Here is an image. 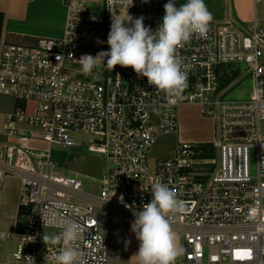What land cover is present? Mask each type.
Listing matches in <instances>:
<instances>
[{"label": "built area", "instance_id": "1", "mask_svg": "<svg viewBox=\"0 0 264 264\" xmlns=\"http://www.w3.org/2000/svg\"><path fill=\"white\" fill-rule=\"evenodd\" d=\"M62 1L67 12L59 38L0 45V95L15 101L4 112L0 181L19 179L25 208L16 229L0 228V241L14 242L0 264L37 258L56 264L63 245L46 246L41 237L59 234L65 220L81 226L75 247L83 264H110L109 228L135 219L133 211L151 201L154 182L167 184L185 205L170 215L185 249L176 264H264V0H253L261 4L260 18L212 21L207 38L194 36L177 50L188 77L179 101L131 67L101 65L85 75L77 62L110 50L108 7L123 19L143 16L155 32L168 0H102L97 16L76 0ZM231 63L246 65L248 99L224 97L230 82L224 66ZM187 104L212 120L214 156L203 155L198 143L178 141L170 156L151 158L156 137L178 131V110ZM79 134L90 137L83 144L101 163L100 178L81 172L100 181L96 195L51 161L52 145L79 147Z\"/></svg>", "mask_w": 264, "mask_h": 264}, {"label": "clouds", "instance_id": "2", "mask_svg": "<svg viewBox=\"0 0 264 264\" xmlns=\"http://www.w3.org/2000/svg\"><path fill=\"white\" fill-rule=\"evenodd\" d=\"M108 8L112 13L107 39L110 50L100 51L95 57L81 56L77 62L82 73L91 75L93 69L101 65L110 71L117 65L131 67L138 77L147 78L149 86L177 101L182 100L188 77L177 50L194 36L207 38L214 17L204 0H187L179 7L176 0H168L164 4L165 15L155 32L144 25L143 16L134 19L128 14L123 19L113 15L112 8ZM151 195V201L144 204L142 210L133 211L135 219L131 222V231L140 242L135 256L138 264H176L185 249L171 226L170 215L183 213L184 202L163 182L151 185ZM81 231L77 222L65 220L59 234L42 235L46 246L63 245L55 257L56 264H83L81 253L75 247Z\"/></svg>", "mask_w": 264, "mask_h": 264}, {"label": "rangeland", "instance_id": "3", "mask_svg": "<svg viewBox=\"0 0 264 264\" xmlns=\"http://www.w3.org/2000/svg\"><path fill=\"white\" fill-rule=\"evenodd\" d=\"M38 3V13L40 15L36 17L33 16L32 12L24 20H13L4 23V28L18 30L21 33H27L34 36L59 38L63 32L64 20L67 12V5L62 0H34ZM81 3L88 11L92 12L97 16L101 12V2L102 0H76ZM4 0H0V6L3 4ZM45 8L47 11H45ZM257 16L260 18L262 16L261 4L256 5ZM224 70L227 71L230 82L223 85L225 89V98L229 100H245L248 99L251 94V79L245 74L246 65L243 63H231L224 66ZM231 85V86H230ZM194 105V104H187ZM15 106V101L9 96L0 95V143L4 141V136L2 133V124L4 122V112L12 109ZM197 106V105H195ZM181 107V106H180ZM180 109V108H179ZM198 109V107H197ZM193 116L195 115V110L191 111ZM76 141H80L79 147H62L52 145L50 147L51 161L55 164L56 171L76 176V178L81 181L83 186V191L89 194H98L100 189V181L98 179H93L90 176H86L81 172L72 171L69 168V161L73 158L75 154L82 155H93L86 149V145L83 142L89 141L90 137L86 135L79 134L75 137ZM171 136L164 138H159L153 152L162 155L166 153L170 148L172 143L170 141ZM198 143L199 149L203 155L214 156V150L210 146V143L194 141ZM46 143L41 142V146L46 148ZM213 153H208L210 150ZM153 152H150L153 155ZM251 172L255 173V155L251 152ZM76 200V199H75ZM79 201V200H76ZM128 224V223H127ZM118 226V225H115ZM111 228V227H110ZM109 228V229H110ZM110 232V231H109ZM109 232L107 234V243L109 251L110 264H129V249L131 246L129 241L122 244L123 248L119 249L118 244L110 237ZM14 250V242L11 239L6 241H0V260L2 257L10 258L11 253ZM35 264H52L45 261L42 258H37Z\"/></svg>", "mask_w": 264, "mask_h": 264}, {"label": "crops", "instance_id": "4", "mask_svg": "<svg viewBox=\"0 0 264 264\" xmlns=\"http://www.w3.org/2000/svg\"><path fill=\"white\" fill-rule=\"evenodd\" d=\"M187 0H176V6L186 3ZM208 10L213 14V21L224 22L234 19L242 24L249 23L254 16H257L256 3L253 0H204ZM38 3L34 0H4L0 6V45L4 41L8 42H33L35 38L42 36L21 33L18 30L4 28L5 22L24 20L33 13L37 18ZM45 11L47 9L45 8ZM48 12V11H47ZM66 17V16H65ZM258 17V16H257ZM65 21V20H64ZM65 23V22H64ZM64 30V28H63ZM63 33V32H62ZM62 35V34H61ZM195 110V115L191 113ZM179 129L176 133L159 135L150 150L153 152L159 138L171 136L169 143H172L166 153L162 155L153 152L151 158L168 157L172 154V148L178 141H201L210 143L213 138V122L211 119L200 115L197 106L182 105L178 110ZM20 181L15 176L5 177L0 181V228L12 231L17 228L18 222L23 218L25 208L19 204ZM132 222V221H131ZM131 222L122 226H111L109 229L110 237L122 249L125 242L129 241L132 247L129 249V264H138L139 241L131 231Z\"/></svg>", "mask_w": 264, "mask_h": 264}, {"label": "water", "instance_id": "5", "mask_svg": "<svg viewBox=\"0 0 264 264\" xmlns=\"http://www.w3.org/2000/svg\"><path fill=\"white\" fill-rule=\"evenodd\" d=\"M68 166L73 171H79L96 178L101 177V163L96 157L90 155L73 156Z\"/></svg>", "mask_w": 264, "mask_h": 264}, {"label": "trees", "instance_id": "6", "mask_svg": "<svg viewBox=\"0 0 264 264\" xmlns=\"http://www.w3.org/2000/svg\"><path fill=\"white\" fill-rule=\"evenodd\" d=\"M207 144H208V143H207ZM209 147H211V144H210ZM207 152H208V153H213V152L211 151V148H210V150H208Z\"/></svg>", "mask_w": 264, "mask_h": 264}]
</instances>
